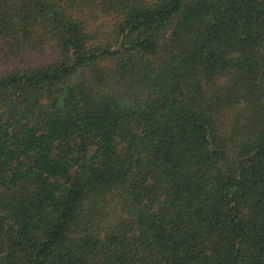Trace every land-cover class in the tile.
<instances>
[{"label": "trees", "instance_id": "1", "mask_svg": "<svg viewBox=\"0 0 264 264\" xmlns=\"http://www.w3.org/2000/svg\"><path fill=\"white\" fill-rule=\"evenodd\" d=\"M0 264H264V0H0Z\"/></svg>", "mask_w": 264, "mask_h": 264}]
</instances>
